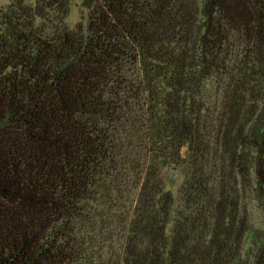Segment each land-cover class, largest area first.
I'll use <instances>...</instances> for the list:
<instances>
[{"label":"trees","instance_id":"1","mask_svg":"<svg viewBox=\"0 0 264 264\" xmlns=\"http://www.w3.org/2000/svg\"><path fill=\"white\" fill-rule=\"evenodd\" d=\"M72 1L0 8V264H264V0Z\"/></svg>","mask_w":264,"mask_h":264},{"label":"rangeland","instance_id":"2","mask_svg":"<svg viewBox=\"0 0 264 264\" xmlns=\"http://www.w3.org/2000/svg\"><path fill=\"white\" fill-rule=\"evenodd\" d=\"M11 0H0V8H6L10 4ZM87 18V12L82 7L81 1L74 0L70 3L69 14L66 19L69 27L73 28L79 22H85ZM185 150L183 149V154ZM181 181L182 177L178 173H175L173 178ZM176 190V188H173ZM263 198V199H262ZM262 198L246 200V206L250 218L251 226L255 229L264 230V196Z\"/></svg>","mask_w":264,"mask_h":264}]
</instances>
